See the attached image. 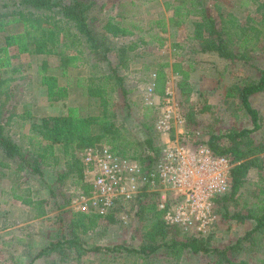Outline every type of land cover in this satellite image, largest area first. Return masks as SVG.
<instances>
[{"label": "trees", "instance_id": "trees-1", "mask_svg": "<svg viewBox=\"0 0 264 264\" xmlns=\"http://www.w3.org/2000/svg\"><path fill=\"white\" fill-rule=\"evenodd\" d=\"M173 3L166 2L165 9L171 11L168 18L161 16L154 20H149L151 27H157L162 32L168 28L190 26L186 36V46L193 56L198 53H215L225 60H248L249 55L246 47L250 45L252 39L260 36L261 28L264 26V1L259 3L256 10L260 13V19L246 16L244 19L238 18L232 13H223L221 8L214 4L217 17L210 12L209 0H173ZM92 2L89 0H12L0 4V70L11 66V71L16 72L17 68L12 66V57L20 54L31 55H53L58 58L55 67L56 73H48V63L43 60L38 66L40 85L45 88L48 101L63 100L67 97V87L58 83V77L67 75L69 68H75L84 63V56L92 60H106L107 71L100 74H91L87 77H77L71 85L81 89L83 95L96 99L100 111L98 113H83L78 107H68L64 115H45L39 120H33L29 110L15 116L23 120H31L30 132L33 133L35 144L31 153L34 155L33 164L26 157V151L17 143L10 134L7 133L2 117L7 111L3 108L6 101L0 104V154L1 163L5 168L14 163V171L39 170V164H48V159L52 158V163H56L62 158L65 160L67 170L59 173L58 177L64 178L67 174H79L82 177L78 153L86 147L105 143L110 146L113 152L137 161L148 168L156 162L161 154V137L154 128L156 115L153 116V123L146 124L143 128L142 138L131 139L129 135L124 136L121 129L114 122V114L111 108V96L119 91L125 104H129V90L124 85V78L120 74V68L126 66L129 57L141 53L140 45L134 40L117 42L114 38L119 36H132L134 32L120 21L109 17L101 26V39L95 34V26L92 23L90 10ZM167 20V23H166ZM167 25V27H166ZM10 26L18 27L17 30L8 32ZM132 28H139L132 24ZM157 41L158 46H162L165 38L157 33H151ZM173 47L183 49L185 44L173 43ZM15 51L10 54V51ZM115 52V62H112L107 55L108 51ZM131 54V55H130ZM130 55V56H128ZM16 56V57H17ZM89 56V57H88ZM181 60L174 63V68L180 65L179 78L175 83L179 104L190 101L192 85L190 79V69L181 66ZM157 90L160 85L164 87V82L169 78V72L163 68L168 62H157ZM96 66L93 62L92 67ZM150 69V67H146ZM5 80L0 78V86ZM163 83V84H162ZM162 87V94H163ZM6 91V89H4ZM4 90L0 92H4ZM264 90V68H259L257 78L233 84L227 88L226 98H238L241 108L245 111L252 126L245 128H235L231 126L223 134H210L207 140H197L196 118L191 111L186 112L181 108L185 119L186 133L179 135L181 143L184 145H206L215 155L226 156L235 164L230 170L229 192L217 196L215 203L226 198L238 201L240 188L247 181L246 177L250 170L257 172V189L252 200L242 204V206L230 216L236 220L246 219L253 221V226L249 228L237 241L222 249H212L208 243L209 232L201 236H187L178 226H169L163 219V210L157 208V192L141 193L132 200L119 204L117 207H124L129 204L135 211L142 223V237L144 242L139 248H126L119 246L128 253L138 255H148L154 253L161 247L173 250L188 248L193 252L217 253V263L227 264H249L245 260L233 261L229 256V250H239L242 242L251 241L252 235L264 237V160L261 153L264 152V139L256 140L251 136L253 131L261 127V116L259 111L251 106L250 95ZM9 96V95H8ZM7 96V97H8ZM6 97V98H7ZM148 106V105H147ZM156 109L154 107H150ZM157 111V109H156ZM187 135V138L183 136ZM58 150V153H57ZM19 164V165H17ZM2 175V174H1ZM81 176V177H80ZM81 182V181H80ZM12 197L20 199L23 203L36 204L30 197L29 190L25 189L26 196L22 197L17 192V188H11ZM29 191V192H28ZM221 206H223L221 204ZM215 207V204H214ZM228 213L225 210L222 216ZM107 214L105 216H108ZM104 217L100 214L71 213V222L61 225L66 229L61 232L63 239L51 244L53 247L59 246L62 242L67 243L69 248L81 255L87 251H99L100 246L86 247L80 236L81 232H86L93 227L97 218ZM72 222H75L72 224ZM180 230L185 234L183 240L173 237L167 239L169 231ZM109 250V248H105ZM233 253V252H232ZM258 260L256 264H260Z\"/></svg>", "mask_w": 264, "mask_h": 264}, {"label": "rangeland", "instance_id": "rangeland-1", "mask_svg": "<svg viewBox=\"0 0 264 264\" xmlns=\"http://www.w3.org/2000/svg\"><path fill=\"white\" fill-rule=\"evenodd\" d=\"M12 0H0V4ZM92 2L90 16L95 26V34L101 39V26L109 18H117L122 24L129 26V23L143 25L147 33H159V29L151 27L149 20L164 16H170V9L163 12L166 2L173 3V0H89ZM264 0H209L210 12L217 17L214 4L218 5L223 13H232L238 18L244 19L246 16H252L258 21L260 13L256 10L259 3ZM132 2V3H131ZM143 2V3H142ZM162 12V14H161ZM167 13V14H166ZM167 23V20H166ZM131 26V25H130ZM167 27V25H166ZM261 28L260 36L252 39L250 45L246 47V52L250 56L248 60H225L218 57L215 53L209 52L211 56H216V61L197 57L186 51V36L190 26L168 28L162 36H165V44L171 46V52L159 54L156 51V42L150 43L146 36V43L141 48L142 55L147 57V64L150 69L140 71L135 69L140 64L138 59L131 60L132 67L126 66L120 68V74L124 78V84L129 90L128 101L125 104L119 91L111 96V108L114 114V122L121 129L124 136L129 135L131 139L139 140L143 135V128L146 124L153 123V116L156 115V109L149 108L144 103L142 95L143 88L147 83V75L151 70L156 71L157 62L164 63L170 59L176 63L181 60V66L184 69H190L192 79V92L189 102H182L180 107L188 112L192 111L196 118V139L207 140L210 134H223L227 128L234 126L241 129L251 127L252 123L245 111L241 108L240 100L236 98H226L227 88L233 84L248 81L259 76V68H264V26ZM18 27L10 26L8 32L17 30ZM157 33V34H158ZM2 34H0L1 37ZM179 39V41H176ZM122 42V40H116ZM185 44L183 49L173 47V43ZM15 51H10L14 54ZM108 58L115 62V52L108 51ZM17 56V55H16ZM12 57V66L16 67V72H12L11 66L0 70V78L5 80L1 86L0 104L6 101L7 109L2 117L6 131L12 138L22 146L26 157L33 164L34 155L31 153L34 148L35 138L30 132L31 120H23L15 114H22L29 110L33 120L48 113L53 103L47 100L46 91L40 85L38 66L43 60L48 63V73H56L55 67L58 58L53 55H31L20 54ZM130 56V55H128ZM89 57V56H88ZM129 58H133L129 57ZM129 61V60H128ZM93 62L96 66L92 67ZM137 63V64H136ZM172 83L175 91V83L179 78L180 65L173 68ZM107 71L106 60L99 61L89 59L84 56V63L75 68H69L67 75L58 77V82H74L77 77H87L91 74H100ZM140 71V72H136ZM170 73H168L169 75ZM170 77V76H169ZM146 82V83H145ZM163 84V83H162ZM137 85V86H136ZM162 87L156 90L157 95H162ZM75 95V102L78 104L80 94ZM9 95V96H8ZM178 97V93L176 94ZM8 96V97H7ZM7 97V98H6ZM81 102H86V96H82ZM79 100V101H78ZM249 101L252 107L259 111L261 116V127L253 131L251 136L256 140L264 139V90L250 95ZM84 104V103H83ZM1 106V105H0ZM83 113H98L100 108L96 99L89 98L87 104L77 106ZM68 108V107H67ZM57 112V110H56ZM34 114V115H33ZM35 115H37L35 117ZM172 137L177 138L181 143L180 136L175 132ZM188 136H183L187 138ZM162 140H160V143ZM187 145V144H186ZM58 153V150H57ZM60 160L52 163L53 159L47 160L48 164H39V170L14 171V163L5 168L0 161V264H227L217 263V253H203L202 251L193 252L188 248L167 249L159 248L152 254L138 255L128 253L119 246L126 248H139L144 242L142 237L141 222L129 204L124 207H116L110 215L96 219L94 226L81 232L80 238L86 247L100 246L99 251H87L77 255L76 251L62 242L59 246L53 247V243L60 238L62 223L71 222V213L96 214L90 206L86 209L81 208V202L77 200L78 188L81 178L79 174H67L64 178H59L58 174L67 170L65 160L61 154ZM120 155V154H118ZM264 160V152L261 153ZM1 160V154H0ZM19 165V164H17ZM2 174V175H1ZM82 174V169H81ZM81 177V176H80ZM247 181L240 188V196L235 203L232 198H226L215 203L214 211L217 220L211 234L208 236L210 248L222 249L234 244L238 238L253 226V221L246 219L244 221L230 218L243 203L250 201L255 196L258 179L256 170L252 169L247 174ZM257 179V180H256ZM12 187H16L17 192L26 196L25 189L29 190V195L36 201V204L23 203L20 199L12 197ZM87 187V188H86ZM83 186V193L89 192L88 186ZM82 192V191H81ZM150 192V191H149ZM146 193V192H145ZM221 204L223 206H221ZM87 205V204H86ZM228 211L227 215L222 216ZM107 215V214H106ZM75 222H72L74 224ZM185 234L180 230L173 229L169 231L167 239L173 237L177 240H183ZM251 241H244L237 250H229L230 258L238 262L245 260L249 264H264V237L253 236ZM109 248V250H105ZM233 252V253H232Z\"/></svg>", "mask_w": 264, "mask_h": 264}, {"label": "built area", "instance_id": "built-area-1", "mask_svg": "<svg viewBox=\"0 0 264 264\" xmlns=\"http://www.w3.org/2000/svg\"><path fill=\"white\" fill-rule=\"evenodd\" d=\"M172 78L165 80L159 97L157 74L152 71L142 91L144 103L157 109L154 128L162 142L156 162L148 168L116 154L105 143L86 147L78 153L82 187L77 200L82 209L90 206L96 214L106 215L143 192L155 191L165 223L197 237L213 230L217 220L214 200L229 192L235 162L213 154L206 145H184L171 136L173 132L177 136L186 133ZM83 186H88L87 194Z\"/></svg>", "mask_w": 264, "mask_h": 264}, {"label": "crops", "instance_id": "crops-1", "mask_svg": "<svg viewBox=\"0 0 264 264\" xmlns=\"http://www.w3.org/2000/svg\"><path fill=\"white\" fill-rule=\"evenodd\" d=\"M132 3V2H131ZM143 3V2H142ZM162 9H163V12L165 13V12H167L166 10H165V7H162ZM170 12V14H171V11H169ZM161 14H162V12H161ZM167 14V13H166ZM115 20H118L117 18H115ZM130 25L129 26H127L128 28H130L133 32H134V34L132 35V36H119V38H114V39H116V40H122V41H128V40H134L137 44H139L140 46L138 47V48H142L143 47V45L146 43V40H145V37L146 36H148L149 37V41H150V43H152V42H156L157 43V41L154 39V36L152 35V34H149V33H147L146 32V30L145 29H143V25H140V24H137V23H134V24H136V25H138L139 26V28H132V24H133V22L132 23H129ZM157 28V27H156ZM159 29V28H158ZM160 30V29H159ZM156 33H158V32H156ZM161 34H163V32L160 30L159 31V33H158V35H160V36H162ZM162 37H164L165 38V36H162ZM176 41H179L180 42V40L179 39H176ZM165 42H166V38H165V40H164V43H163V45L162 46H158V44H156V51L160 54H163V53H166V52H170V54L172 55H174V53L173 52H171V46H167L166 44H165ZM179 42H176V43H179ZM179 44H182V43H179ZM139 50H141V49H139ZM131 55V54H130ZM204 57V58H206V59H212L213 61H216V59H218L219 60V58L217 57V58H215L214 56H211L210 54H207V53H198L197 54V57ZM132 57V56H131ZM138 59L139 61H141V62H139L140 64H138V67L137 66H135L136 68L135 69H139L141 72L142 71H144V70H148V69H146V67H148V65L147 64H145V63H147L148 62V60H147V57L144 55V53H143V55H142V53H140L139 52V54L138 55H136V56H134L133 58H131V60H134V59ZM166 62H168V65L167 66H165L164 68H163V70L165 71V72H169V73H171L170 75H172V74H175V76L176 75H178V73H176V72H174L173 70V68H174V61H170V59L168 58V60H165ZM179 61V60H178ZM177 61V62H178ZM183 63V62H182ZM128 64H129V67H132V64H131V61H130V59H129V61H128ZM137 64V63H136ZM155 67H156V65H155ZM133 68V67H132ZM140 71H136L135 70V73L136 72H140ZM150 72H152V70L150 71ZM150 72H148V75H147V79H148V77H149V73ZM176 79H178V78H176ZM190 79H192V75L190 74ZM146 82H147V80H146ZM145 82V83H146ZM59 83V82H58ZM60 84V83H59ZM72 83L70 82V83H66V80H65V83L63 84V83H61L60 85H62V86H66L67 87V91H68V93H67V97L65 98V99H63V100H58V101H49L50 103H53V105L52 106H50V107H53L52 109H49V112L48 113H44V115H42V116H45V115H64V114H66V112H67V107H77V106H79L80 107V105H85V104H87V102H88V97H86V99H85V101L86 102H81L82 100H83V98H82V96H83V92L81 91V89H79V88H77V87H75L74 85H71ZM125 85V84H124ZM126 86V85H125ZM137 86V85H136ZM78 90L80 91L79 92V94H80V96H79V100H80V102L78 103V104H76V102H75V95L78 93ZM78 100V101H79ZM84 103V104H83ZM56 110H57V112H56ZM34 115V114H33ZM37 115H35V117H36ZM41 116V117H42ZM39 120V117H37V121ZM79 181H81V180H79ZM80 184H81V182H80ZM78 189H80V188H78Z\"/></svg>", "mask_w": 264, "mask_h": 264}]
</instances>
